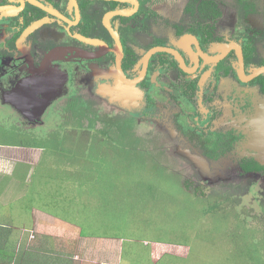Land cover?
<instances>
[{
  "label": "flooded vegetation",
  "instance_id": "flooded-vegetation-1",
  "mask_svg": "<svg viewBox=\"0 0 264 264\" xmlns=\"http://www.w3.org/2000/svg\"><path fill=\"white\" fill-rule=\"evenodd\" d=\"M262 68L263 0H0V128L77 104L124 151L135 136L104 129L133 117L210 185L206 163L264 184Z\"/></svg>",
  "mask_w": 264,
  "mask_h": 264
},
{
  "label": "rangeland",
  "instance_id": "rangeland-1",
  "mask_svg": "<svg viewBox=\"0 0 264 264\" xmlns=\"http://www.w3.org/2000/svg\"><path fill=\"white\" fill-rule=\"evenodd\" d=\"M52 111L35 135L17 133L18 121L3 118L0 145L10 149L0 148V229H14L16 237L4 250L20 254L35 236L29 229L51 215L71 238L90 236L97 249L126 248L128 264H264L262 180L240 179L228 163L214 167L226 178L210 185L167 151L170 144L161 148L144 122L131 117L104 129L135 136L131 149L118 151L91 110L74 104ZM221 196L228 212L214 208ZM7 256L6 264L16 263Z\"/></svg>",
  "mask_w": 264,
  "mask_h": 264
},
{
  "label": "crops",
  "instance_id": "crops-1",
  "mask_svg": "<svg viewBox=\"0 0 264 264\" xmlns=\"http://www.w3.org/2000/svg\"><path fill=\"white\" fill-rule=\"evenodd\" d=\"M0 148L10 149L3 145H0ZM1 209L0 217L3 211ZM34 227L35 229L29 230L36 231L39 238L36 242H28L26 249L20 254L4 250L5 242L9 244L16 238L14 229H0V264H6L4 259L8 257L7 254L16 262L12 264H128L122 257L126 248L108 246V244L106 246L103 243L97 249L95 245L92 246L94 240L90 236L84 237L81 234L77 239L71 238L69 235L73 232L63 225L62 219L55 216L46 215L42 220H38ZM27 229L24 227L22 230L28 231ZM23 234L27 233L23 232ZM27 240H29L28 236L23 238L24 242ZM16 256L17 258H15ZM100 258H103L104 261Z\"/></svg>",
  "mask_w": 264,
  "mask_h": 264
},
{
  "label": "water",
  "instance_id": "water-1",
  "mask_svg": "<svg viewBox=\"0 0 264 264\" xmlns=\"http://www.w3.org/2000/svg\"><path fill=\"white\" fill-rule=\"evenodd\" d=\"M259 73L264 74V68L260 69ZM251 142L259 148L260 156L257 158L264 164V135L262 133L257 134L256 137H254ZM251 146L254 147L252 144H251ZM201 161H203V160H201ZM201 167H202L203 172H204L203 175L206 177V179H209L212 181L213 179L217 178L218 174H215V172H214V175L212 176V174L210 172L204 170V169L208 168L207 163H206V165H201Z\"/></svg>",
  "mask_w": 264,
  "mask_h": 264
},
{
  "label": "trees",
  "instance_id": "trees-1",
  "mask_svg": "<svg viewBox=\"0 0 264 264\" xmlns=\"http://www.w3.org/2000/svg\"><path fill=\"white\" fill-rule=\"evenodd\" d=\"M192 184H194L193 181H189L188 180V181L185 182V186L187 188H191ZM195 194L197 196L205 197L207 199L206 192H204V191L195 190ZM228 203H229V201L228 200H224V198L221 196V198H219V202H215L214 208H217V209L221 208V209H224L226 212H228L226 210V206L228 205ZM232 213H233V211H232ZM32 234H34L35 236H34V239H32L31 242H36V240L39 238V236L37 235L36 231H32Z\"/></svg>",
  "mask_w": 264,
  "mask_h": 264
},
{
  "label": "built area",
  "instance_id": "built-area-1",
  "mask_svg": "<svg viewBox=\"0 0 264 264\" xmlns=\"http://www.w3.org/2000/svg\"><path fill=\"white\" fill-rule=\"evenodd\" d=\"M32 237H34V236H32ZM32 239H34V238H32Z\"/></svg>",
  "mask_w": 264,
  "mask_h": 264
}]
</instances>
